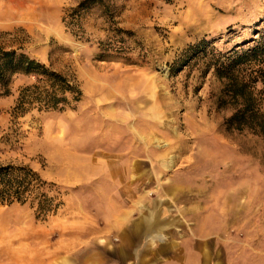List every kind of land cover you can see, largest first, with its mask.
Masks as SVG:
<instances>
[{
	"label": "rangeland",
	"instance_id": "374dc122",
	"mask_svg": "<svg viewBox=\"0 0 264 264\" xmlns=\"http://www.w3.org/2000/svg\"><path fill=\"white\" fill-rule=\"evenodd\" d=\"M81 1L0 0V44L83 91L73 108L25 113L18 93L34 77L15 75L0 94V162L32 167L60 203L46 218L29 203L0 206V264L112 262L104 245L81 252L80 227L95 232L139 190L144 202L222 212L249 264H264V139L224 126L233 108L219 106L223 80L206 70L212 47L252 46L264 0H104L73 25ZM203 39L208 55L180 69Z\"/></svg>",
	"mask_w": 264,
	"mask_h": 264
},
{
	"label": "trees",
	"instance_id": "16d2710c",
	"mask_svg": "<svg viewBox=\"0 0 264 264\" xmlns=\"http://www.w3.org/2000/svg\"><path fill=\"white\" fill-rule=\"evenodd\" d=\"M103 3L104 0H82L72 9L71 24L76 25L87 10ZM67 18L65 15L64 21L68 25ZM256 35L249 41L252 46L248 48L225 52L212 47V62L208 63L206 70L213 68L223 80L219 106L233 108L224 126L229 130H247L264 139V29ZM208 43L203 39L185 50L188 57L178 67L181 69L189 59L207 56ZM179 68L174 65L171 70ZM18 74L35 80L19 89L16 111L25 113L32 108L63 111L73 108V102L77 103L83 96L82 89L63 73L31 57L21 48H7L0 44V94H11V83ZM50 186L51 183L28 165L0 162V206L29 203L39 216L46 218L56 213L60 205L50 195Z\"/></svg>",
	"mask_w": 264,
	"mask_h": 264
},
{
	"label": "crops",
	"instance_id": "0c3cea01",
	"mask_svg": "<svg viewBox=\"0 0 264 264\" xmlns=\"http://www.w3.org/2000/svg\"><path fill=\"white\" fill-rule=\"evenodd\" d=\"M145 160L138 157L131 165ZM135 176L127 179L131 182ZM177 196L167 191L161 197ZM145 198L146 192L139 190L128 205H114L111 216L105 223L97 222L93 233L81 225L79 245L85 248L81 252L95 244L111 248L113 255L109 263L85 258L82 264H249L222 212L197 205H160L144 202Z\"/></svg>",
	"mask_w": 264,
	"mask_h": 264
}]
</instances>
